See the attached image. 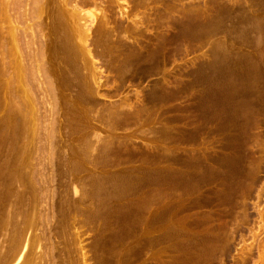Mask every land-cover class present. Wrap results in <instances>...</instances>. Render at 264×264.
Returning a JSON list of instances; mask_svg holds the SVG:
<instances>
[{"label": "rangeland", "instance_id": "obj_1", "mask_svg": "<svg viewBox=\"0 0 264 264\" xmlns=\"http://www.w3.org/2000/svg\"><path fill=\"white\" fill-rule=\"evenodd\" d=\"M108 1L109 0H94V4H96L95 7L94 4H91V0L90 2L89 0H0V161H3L1 160L4 158L3 153L7 151V153H10L8 155L9 158L7 157L8 159H10V164L14 165L16 162H19L18 159H20L21 163L17 164V166L19 167L21 173H24L22 175L24 176L23 178L25 179L26 177L25 180L22 178V180L24 181L23 186L25 188L23 186L22 187L26 190L25 195L23 196L24 202H20L21 206L19 205V203L14 204V207H17V209H14L12 206L13 210H11V213L16 210L19 211V220L16 218V211L12 213L13 215L11 214V223L7 224L4 212L5 210L3 207V198H1L2 205L0 204V216H2L1 218L4 217V220L2 219L3 222H0L1 224H4V221H6L5 224L7 226L9 225V228L7 229L5 226L0 225L1 229L3 226V228H6L8 230L6 231L5 229L6 235L2 230H0V235H2L0 236V241L4 246H2L3 248H0L3 251H0V255H2V257L6 259L8 264H16V258L20 254L22 244L24 243V240H27L29 249L28 251L26 250V252L28 253H25L27 257H24V262L26 261L27 263V261H32L31 264H35V262L36 264H82L84 255H86V260L83 261V264H218L220 259L222 260V262L220 261L219 264H256V262L257 264L259 262L261 264L262 261H260L258 256L256 255L260 254V247H264V0H182V2L181 0H123V2H126L128 4L130 3L128 11L129 18L133 17L131 19L134 20V16H136V14L138 15V20L136 19L135 21L136 25L138 24V21L141 22L138 24L141 25L140 28L138 27V25L134 28L132 27L135 25L134 23V25H131V22H133V20L128 21V18H126L125 20V17H119V15L121 14V10H123V8L127 6L122 2V0H111L110 2ZM113 2L118 3L119 6L113 4ZM109 3H111L112 5ZM60 7L63 8L61 9ZM73 7L77 9V13L72 11ZM194 7L196 11L194 10ZM56 9H58L57 12H55ZM93 9L96 10L97 13ZM90 10H93L91 12L96 13L98 17L96 18L95 16V20L93 21L94 25L92 24L91 26L92 29L90 31L91 35L89 38V48L91 47L92 49L91 52L92 56L94 57H92V59H96L97 57L98 58L96 59V62L88 58V64L85 63L87 65L86 67H90L91 65L92 68L90 67L89 70L85 67L89 71H86L85 69L84 73L85 65H82L83 67L80 66L79 71L82 76L84 75V77L86 78L90 77V71L92 69V74H94L96 69L93 68V66L95 67L96 65V68L100 71L97 70L98 73L96 72L97 74L94 75H97L96 77H98L102 74L99 77L102 82H100V87L98 89L99 93H102V95H99L98 93L91 94L92 96H83L82 98H80L77 93V88L74 85L71 86L66 81V72L64 67L66 65H70L72 62H79L78 65H80L81 63H83V61L85 62L87 58H85V60H82L84 59V56H82L83 53L81 54V56H77L78 54H76L78 60L76 59V57H72V54H69L67 50L64 49V41L66 40V38H69L70 34H72V36L74 37L77 36L76 31H74L76 26H84V24L86 23L87 26L90 25V18L89 16H86L89 14ZM169 11L172 13H170ZM53 12H55L54 14L56 15H53ZM68 12H71L72 14H70L69 16ZM221 13L224 14L222 15ZM228 13L229 16H225L228 15ZM102 14L105 17V20H103L104 17ZM207 14L211 17H209ZM57 16L60 18H58ZM62 17L64 18V20H62ZM211 19L217 20V24H219L215 25V20ZM52 20H54V22H52ZM224 20L227 21L225 22ZM105 22L107 23V26L110 25V29L107 26L105 27H107L109 30H111L112 28L110 32H112L113 30V32H117L114 35L112 33V38L114 40L104 38V41L101 40V43H99L98 46L93 41V39H95L96 37L95 30L97 28H101ZM206 22L209 23L207 24ZM237 22L238 24L243 23L242 26L240 24L238 25ZM246 22H252L251 26L249 25V23H247V25H244V23ZM226 23L227 25L230 24L228 25L229 27L226 25ZM111 25L115 27H112ZM225 26L228 29H225ZM220 27L222 30L220 29ZM241 27L244 29H242ZM116 28L118 29L116 30ZM211 28L213 32H211ZM213 28H215L216 31ZM240 28V31L243 30L245 32L242 31L241 34V32L238 30ZM258 28L260 29L262 35L259 34L260 32ZM122 29L126 32L131 31L132 33H123ZM136 29H138V31ZM231 30L232 33L235 34L236 31L237 33L240 32L239 34L241 37H237V35L239 36V34H234L233 36ZM68 31L70 33H68ZM224 31H226V34L224 33ZM207 32H210V35H208L207 37H213L212 34L214 32L216 34L220 33L221 35H216L214 33L215 39H213L214 37H210L211 39H213L212 42L210 41V38H207L205 36L206 34H208ZM122 33L128 35L127 40L129 42L126 40L127 36H125V38L124 36L121 37ZM249 33H252L255 37L252 34L250 36ZM65 34L69 36H66L65 38ZM118 34H121V36H119L121 37V39L118 37ZM223 35H225L223 38L224 40L222 39ZM231 35L234 37V40ZM113 36H115L116 38ZM252 36L256 41V46L258 47H255V41L253 40ZM214 40L216 41V43H218V41L222 42L223 40L222 43H224V45H222L226 48H224L223 46L220 48L221 42L218 46V44H215ZM237 40H239L240 42ZM109 41L110 47L108 45ZM209 41L210 43H213V46L212 43H209ZM228 42L230 44L233 42L232 46H229L230 44ZM246 42L249 45L245 44ZM102 45L104 46V48L108 46V49H110L102 50ZM137 45L141 48L137 47ZM238 45H240L241 47ZM246 45L248 47H246ZM113 46L115 49L113 48ZM215 46L217 48H214ZM230 47L232 49H230ZM237 47L238 49L241 48V50L244 51L242 55L241 50H236ZM100 48L103 52H105V50L106 52L103 53L101 50H99ZM211 48L213 50H211ZM218 48H220V50L222 51H220ZM228 48L232 50V55H230L231 52ZM257 48L260 49L257 51L258 53H260L259 55L255 51ZM184 49H187V51H184ZM214 49L217 50L215 51ZM223 49H227V51H229V54L227 53V51L223 52ZM233 49L236 50V54ZM210 51L215 52L209 54ZM239 51L241 52L240 54L238 53ZM113 53L114 55H112ZM215 53L217 57L214 56ZM223 53H225L224 58ZM233 53L238 58H235ZM252 53H255V55H252ZM240 55L241 58H239ZM105 57L107 58V60ZM212 58H214L215 61ZM79 59H81L82 61H79ZM243 59H245V63ZM250 60L251 62H249ZM58 61L61 63L59 64ZM88 61H93L94 65L92 62L91 64H89ZM208 61L210 63H208ZM248 63L250 65H248ZM256 64V68H258L257 70L259 71H257L255 68ZM126 66L127 69L130 67L128 71H126ZM123 67L125 68V71L123 70ZM254 68L255 71L253 70ZM48 70L50 71L47 72ZM42 71L44 73L46 71V73H48L49 75L52 73V76H50L52 77V80L48 78L49 75L47 74L46 75L49 80L47 78L44 79L45 77L43 76L44 73H42ZM253 71L255 72V75H252ZM248 74L252 75L253 78L257 75L253 79L255 85L250 82L252 81V76ZM244 75L247 77V79ZM257 77L261 79V81H258ZM90 78H87V80L89 81ZM232 78L234 81L230 80ZM248 78L250 79L248 80ZM45 80H48L49 83H47L48 81L44 82ZM226 80H228V82ZM256 80L258 83L262 82L259 83L260 86L258 83H256ZM45 83L48 86L49 84L50 86L53 84L52 88L54 89H52L50 86L49 89V87L46 86ZM7 84H11L12 88H8V86L10 85ZM63 84L65 85V88ZM233 84H236V86L238 87ZM254 86L255 89L253 88ZM261 90L263 92H261ZM229 91L234 92L230 93ZM255 92H258L259 94H255ZM53 95L54 97H52ZM50 97H52L53 100ZM241 97H243V99ZM54 98L57 100L55 105L57 107V111L55 110L54 106V101H56L54 100ZM260 99L262 100V103ZM241 101H243L245 105ZM73 102L74 107L72 109H69L71 108V106L69 107L68 105L73 104ZM89 103H91V105H93L94 107H90L91 105L89 106ZM80 104L82 105V107L80 106ZM85 104H88V106L90 107V111L86 109L88 107ZM119 105L122 109L118 108ZM107 106L109 107L106 109ZM114 106H116V108ZM131 106L132 110H129L130 108L128 107ZM19 108L21 109V112L19 111ZM74 108H77L78 111ZM78 108L81 110H79ZM112 108H114L116 111L114 109L112 110ZM255 108H257L258 110ZM93 109H95V111L97 110L96 114ZM247 109H249V112L247 111ZM102 110H106V113ZM72 111L74 113H72ZM239 112H241L240 114L243 117H241ZM246 112L249 114L246 115ZM254 112H256L257 114ZM26 114L32 115L31 117L33 118H29ZM76 114L77 116H75ZM113 114L115 115V117L113 116ZM88 115L91 116L88 117ZM252 115L257 119L252 117ZM24 116L26 118L28 117V119H21L22 117L24 118ZM78 116L79 118H77ZM106 116L107 119L109 118L107 121ZM247 117L250 118L248 119ZM9 118L10 120L13 119V121L10 122ZM69 118L72 120V122L71 120H68ZM101 119L104 121H101ZM90 120L94 121L91 122ZM23 121L26 122L24 123ZM95 121L97 123H95ZM108 121L110 122V124ZM98 123L101 126L98 125ZM104 123L105 125H102ZM30 124H33L34 126L32 125L31 127ZM21 125L25 126L26 128ZM20 126L21 128H19ZM30 127H35L33 128V131H35L36 133L29 132L30 130L28 129H30ZM21 131L22 135L20 133ZM94 131L95 133H93ZM19 135L21 136V139ZM17 139L20 141H18ZM100 139H105V141L107 142L101 141L102 143H99ZM157 139L160 140L158 141ZM15 144L16 146H14ZM89 145L96 148L97 151L95 150V152H90ZM7 146L9 148L8 150L10 151L6 149ZM154 147L156 148V150L153 149ZM80 148H84L85 156L77 152ZM171 149L174 152L171 151ZM245 149H247L246 152ZM169 151H171L170 153L173 154H170ZM167 152L169 155L166 154ZM87 153H94L93 159H91V155V157L89 155H86ZM98 153H100V157ZM11 154H13L14 156ZM249 154H252L251 157ZM30 157H32V160H30ZM12 158L14 161L12 160ZM243 158H245V160ZM90 159L91 163L88 162V160ZM215 159L217 160V162L215 161ZM249 159L251 162L249 161ZM168 160L170 162H168ZM33 162H37V166L35 165L36 168L35 166H33ZM158 162L161 163L159 164ZM218 162H220L219 164L221 165H219ZM1 163L3 164L5 162H0V172L2 173L6 169L4 167V165L6 166V164L1 165ZM92 163H98L96 165V169L92 167ZM247 163L248 166L251 167V169L248 168ZM249 163L252 164L249 165ZM73 164L76 165L74 166V169H72ZM214 164L216 166L218 165V167H220L223 172L220 169L218 170V167H216ZM19 165H22V167H20ZM101 165L104 166V169L103 166L100 167ZM105 166H107L108 168ZM169 166L173 168L171 169ZM18 167L15 168L12 166L9 171L10 174L13 175L14 172V174L19 177L21 173L18 171ZM76 168L77 170H79L73 171L76 170ZM68 169L72 171L70 172ZM81 169H83V172H80ZM84 169H88L87 172H84ZM188 169L190 170L187 171ZM250 172L251 175H249ZM31 173L33 174V181H31L30 179ZM69 175H71L72 178ZM90 175H93L94 177H91ZM68 179H71V181H69ZM73 179L80 183L81 179L82 181H84L82 183H86L87 185H79V183L77 184V182H74ZM245 179L249 181L247 182L248 184L245 182ZM92 180L95 183L91 182ZM66 184V188L68 190L65 188ZM72 184H74V186H72ZM85 186L88 187L83 190V187ZM89 186L92 187L90 188ZM74 187L77 188L76 194L73 193ZM102 187L103 189H101ZM53 188H55L56 190H53ZM134 188L136 191L134 190ZM241 188L243 190H238ZM90 189L93 190L91 191ZM172 189H174L175 191H171ZM176 189H181V193L179 195V191L177 193ZM185 189L188 190V195L190 196H187L189 199H186L184 191ZM94 190H96L97 192H99L100 190L101 192L92 193ZM239 191H241V193L244 191L245 193H242L243 195H241ZM53 192H56V194H54ZM108 192H110V194ZM79 193L80 195H86L85 197L83 196V202H81V200L79 199L81 197L80 195V197L78 198ZM114 193L116 194L115 196H118L115 197L113 195ZM148 193H150V195ZM93 194H96L98 196L96 197L98 198V200L103 199L102 201L104 202H101L107 207L111 208H107L105 205V208H103V204L96 198L95 199L97 201L94 199V197H92ZM102 194L107 195L104 197ZM142 194L143 196H141ZM99 195L101 197H99ZM146 195L148 197H146ZM76 197L80 201L76 199ZM90 197L93 199V201L91 200L92 203L88 201ZM106 197L109 198V202L107 201ZM138 197H140L141 199ZM236 198L240 199H238L239 202L236 200ZM124 199H127L128 201H122ZM184 199L187 200L188 203ZM25 200H27L26 202L29 201V204H26ZM87 201L89 204H92L91 206L93 207H90L89 204L85 205ZM235 201L238 203H236ZM240 201H242L243 203H241ZM83 203L84 205H82ZM186 203L189 204V214L187 215V219L185 218V212H183L185 211ZM33 204L35 205V208H33ZM75 204H77L78 206ZM79 204L82 205V207L85 206V208L83 207L85 210H83V208ZM25 205L26 207H28V210L25 208ZM31 206H33V210L31 209ZM219 206L221 207L219 208ZM49 207H53V211L51 210L52 212L50 211L51 208ZM94 207L96 208V211L94 210ZM201 207L204 208V210ZM206 207L207 209L210 208L209 210H211V212L205 209ZM240 207L242 208V211ZM59 209L60 211H62V213L58 212ZM234 209H239L240 211L236 210V212ZM63 210H65V216H63ZM132 210H134L132 213L135 214V216L132 215ZM28 211L31 213H29ZM87 211H89L90 213H88ZM53 212H55L54 214L56 216H54ZM70 212H74V215ZM33 213L34 215H32ZM145 213H147V215ZM182 213L184 214L183 216ZM14 214L16 215L15 218ZM25 214L27 215V218H25ZM77 214L79 215V219H77V217L75 216ZM60 215H62V219H60ZM72 215L76 217L75 221L71 219L73 218ZM141 215L144 217L141 218ZM181 216L182 218H184L182 219ZM235 216L236 219L234 218ZM54 217L56 218V220H54ZM64 217L66 220L64 219ZM32 218L33 222L30 221ZM140 218L142 221L140 220ZM144 218L146 221L144 220ZM228 218L231 219L232 223L229 222L230 219ZM233 218L235 220H233ZM224 219L226 220V222H223ZM167 220L169 221L168 223ZM184 220L186 222L188 221V223L184 222ZM170 221L172 224L175 223L174 225H172L173 227L171 226ZM26 222L28 223L26 224ZM142 222L144 224H142ZM139 223H141L143 227L142 225H139ZM156 223L158 225H156ZM225 223L226 226L224 225ZM235 224H237L236 228L234 227ZM105 225L106 227H104ZM227 225H230V227H228ZM63 226H65L66 228L62 231ZM109 226L112 227L109 229ZM10 228L13 229L11 230ZM140 228L142 229L143 234L141 232L139 233V231H141ZM228 228L231 229V232ZM100 231H102L103 233H101ZM163 231L164 233H162ZM227 231L230 233L227 234ZM232 231L233 234H231ZM10 234L12 235L10 236ZM14 234L16 237L14 236ZM230 234L232 235V237H230ZM180 236L182 237L180 238ZM253 236H255V238L257 237L256 240ZM127 237L129 240L127 239ZM167 237L171 238L169 239ZM213 237L219 238L221 239V241L217 244L210 242L208 244H204L203 246L195 245V241H197V239L204 238L211 240V238ZM224 237H226L227 239H223ZM165 238H167V241L165 240ZM183 238L184 240H182ZM228 238H234V240L231 239V241H229L230 239ZM240 238H242V241ZM252 238L255 240H253L255 242H253L254 244L251 242ZM260 239H262L263 241ZM125 240H127V242H125ZM256 241L258 242L256 243ZM260 241L263 243L262 246H260L261 244H259ZM1 242L0 247L2 245ZM20 242L21 244H18ZM4 243H6L7 247L11 250H9L8 248L6 250V244ZM247 243L251 245L253 244L252 246L250 245V247L253 248L250 249L249 244ZM8 245H10L12 248L14 247V251ZM163 245L166 246L163 247ZM254 245H256V248L259 249H256ZM78 246H81L80 249ZM120 247L123 249H121ZM153 247H156V249H154L155 251H152ZM246 247L247 249L251 250V253L247 251ZM15 249L17 253L15 255H12V252L15 253ZM8 251L9 253H11L9 254L10 256L8 255L9 258L6 257ZM158 251L161 253V256L159 255ZM165 251L166 253L168 251V253L166 254ZM242 252L244 254L247 253L245 255L246 258L245 256L242 257L243 254H240ZM262 252L261 255H263ZM151 253H153L155 256ZM3 254L5 257L3 256ZM51 255L53 257H51ZM157 255L160 258L157 257ZM218 255H222L223 259L222 256L220 258ZM239 255L242 259L239 258ZM10 257L12 260H10L9 262L7 258L10 259ZM216 260H218V262ZM253 260L256 262H254ZM4 261L5 260L3 259V262ZM7 262L3 264H7Z\"/></svg>", "mask_w": 264, "mask_h": 264}, {"label": "bare ground", "instance_id": "obj_2", "mask_svg": "<svg viewBox=\"0 0 264 264\" xmlns=\"http://www.w3.org/2000/svg\"><path fill=\"white\" fill-rule=\"evenodd\" d=\"M32 1H33V0H32ZM66 1H68V0H66ZM91 1L93 2V3L91 2V4H94V0H91ZM110 1H111V0H109L108 2H110ZM112 1H117V0H112ZM119 1H121V0H119ZM124 1H125V0H124ZM143 1H145V0H143ZM174 1H175V0H174ZM179 1H180V0H179ZM51 2H52V1H51ZM53 2H54V1H53ZM69 2H70V1H69ZM89 2H90V0H89ZM108 2H107V3H108ZM122 2H123V0H122ZM127 2H128V1H127ZM151 2H153V1H151ZM181 2H182V0H181ZM230 2H231V1H230ZM95 3H96V2H95ZM123 3H125V5H127V6L124 7L123 10H121V12H120L121 14L119 15V17H120V16H121V18L125 17V20H126V18H128V19H129L128 21H132L133 19H131V18H133V17H130V18H129V16H128V14H129V13H128V11H129V4H130V3H129V4L126 3V2H123ZM141 3H142V2H141ZM61 4H62V3H61ZM78 4H79V3H78ZM87 4H88V3H87ZM109 4H111V3H109ZM113 4L118 5V3H115V2H113ZM151 4H152V3H151ZM153 4H154V3H153ZM179 4H180V2H179ZM181 4H182V3H181ZM79 5H80V4H79ZM81 5H82V3H81ZM94 5H95V7H96V4H94ZM111 5H112V4H111ZM177 5H178V3H177ZM183 5H184V4H183ZM8 6H9V5H8ZM55 6H56V5H55ZM61 6H63V5H61ZM118 6H119V5H118ZM144 6H145V5H144ZM192 6H193V5H192ZM41 7H42V6H41ZM41 7H40V8H41ZM52 7H53V6H52ZM120 7H121V6H120ZM122 7H123V6H122ZM156 7H157V6H156ZM60 8H61V7H60ZM62 8H63V7H62ZM62 8H61V9H62ZM101 8H102V7H101ZM168 8H169V7H168ZM170 8H171V7H170ZM190 8H191V7H190ZM121 9H122V8H121ZM149 9H150V6H149ZM93 10H94V9H93ZM93 10H90V12L88 11L89 14L86 15V16H89V18H90V19L88 18V19L90 20V21H89V22H90V23H89V24H90L89 26L86 25L87 23H86V24L83 23L84 26H81V25H80V26H76V28H75L74 31H76V35H77L78 37H77V36L74 37V36H72V34H70V36L67 35V34H65V38H66V36H67V37L69 36V38H66V40L64 41V44H65V48H64V49L67 50V52H68L69 54H72V57H73V56H74V58L76 57V59L78 58L77 56H81L82 53H83L82 56H84V59H82V60H85V58H87L85 62L83 61L84 64L81 63L80 65H78L79 62H78V63H77V62H76V63H75V62H72V63L70 62V63H71L70 65H66V66L64 67L65 72H66V74H65V75H66V76H65L66 81H67L68 84H70L71 86L74 85V86L77 88V93H78V96H80V98H82L83 96H84V97H88V96H90L91 94H98V93H99L98 89H99V87H100V82H102V81L99 79V77H100L102 74H101L100 76H98V77H96L97 75H96V76L94 75V74H97V73H98L97 70H99V69L96 68V65H95V67L93 66V68L96 69L95 72H94V74H92L93 71H92V69H91L90 73H91L92 75L89 74L91 78H90V77H87V78H90L89 81L87 80L86 77H84V75L82 76V74H81L80 71H79L80 66H82V65H85V66H84V73H85V69H86V68H88V69L90 70V67H91V65H90V67H89V66L86 67V66H87L86 64H88V63H87L88 58L92 59V57H93V56H92V52H91L92 49H91V47L89 48V45H90L89 38H90V35H91V32H90L91 29H92L91 26H92V24L94 23L93 21L95 20L94 18H95V16H96V18L98 17L97 14H96V13H97L96 10H94V11H96V13L91 12V11H93ZM194 10H195V7H194ZM50 11H51V10H50ZM57 11H58V9H56L55 12H57ZM66 11H67V10H66ZM72 11H73V12H76V13L78 12L77 9H76L75 7L72 8ZM119 11H120V10H119ZM166 11H167V10H166ZM176 11H177V9H176ZM176 11H175V12H176ZM183 11H184V10H183ZM195 11H196V10H195ZM198 11H199V10H198ZM55 12H53V15H56V14H54ZM63 12H64V11H63ZM98 12H99V11H98ZM169 12H170V11H169ZM184 12H185V11H184ZM186 12H188V11H186ZM191 12H193V11H191ZM223 12H224V11H223ZM227 12H228V11H227ZM61 13H62V12H61ZM68 13H69V12H68ZM93 13H94V14H93ZM170 13H172V12H170ZM179 13H180V12H179ZM179 13H178V14H179ZM70 14H72V13L70 12V13H69V16H70ZM95 14H96V15H95ZM103 14H104V13H103ZM103 14H102V15H103ZM175 14H176V13H175ZM210 14H211V13H210ZM221 14L223 15L224 13H221ZM8 15H9V14H8ZM51 15H52V14H51ZM67 15H68V14H67ZM76 15H77V14H76ZM180 15H181V14H180ZM184 15H185V13H184ZM189 15H190V13H189ZM204 15H205V14H204ZM207 15H208V14H207ZM230 15H231V14H230ZM73 16H74V15H73ZM78 16H79V15H78ZM78 16H77V17H78ZM127 16H128V17H127ZM136 16H137V18H136ZM136 16H134L135 19L133 20V22H131V25H132L133 23L135 24V25L133 24V25H134V26H132L133 28H134L135 26H137L139 23H141L140 21H138V24L136 25V21H135V20H136V19L138 20V15L136 14ZM208 16L211 17L210 15H208ZM225 16H229V13H228V15H225ZM52 17H55V16H52ZM57 17H58V16H57ZM57 17H56V18H57ZM79 17H80V16H79ZM79 17H78V18H79ZM84 17H85V16H84ZM101 17H102V16H101ZM103 17H104V15H103ZM209 17H207V18H209ZM220 17H221V16H220ZM248 17H249V16H248ZM248 17H246V18H248ZM58 18H60V17H58ZM71 18H72V17H71ZM82 18H83V17H82ZM106 18H107V17H106ZM205 18H206V17H205ZM226 18H227V17H226ZM231 18H232V17H231ZM67 19H68V18H67ZM79 19H80V18H79ZM183 19H184V18H183ZM187 19H189V18H187ZM220 19H221V18H220ZM220 19H219V20H220ZM232 19H233V18H232ZM234 19H235V18H234ZM62 20H64L63 17H62ZM103 20H105V17H104ZM103 20H102V21H103ZM173 20H174V19H173ZM208 20H209V19H208ZM208 20H207V21H208ZM211 20H215V19H211ZM211 20H210V21H211ZM228 20H229V19H228ZM246 20H247V19H246ZM246 20H245V21H246ZM68 21H69V20H68ZM82 21H83V20H82ZM134 21H135V22H134ZM175 21H176V20H175ZM222 21H223V20H222ZM224 21H225V20H224ZM226 21H227V20H226ZM226 21H225V22H226ZM236 21H237V20H236ZM242 21H243V20H242ZM248 21H249V20H248ZM14 22H15V21H14ZM52 22H54V20H52ZM60 22H62V21H60ZM69 22H70V21H69ZM213 22H214V21H213ZM219 22H221V21H219ZM225 22H223V23H225ZM230 22H232V21H230ZM230 22H229V23H230ZM62 23H64V22H62ZM67 23H68V22H67ZM67 23H66V24H67ZM206 23H207V22H206ZM208 23H209V22H208ZM208 23H207V24H208ZM215 23H216L215 25H218V24H219V23L217 24V20H215ZM235 23H236V22H235ZM247 23H249V22L244 23V25H245V24L247 25ZM251 23H252V22H251ZM251 23H249L250 26H251ZM66 24H65V25H66ZM83 24H82V25H83ZM106 24H107V23L105 22L101 28H97V26H96L97 29L94 28V29H96V30H95L96 37H95V39H93V41H94L97 45H98L99 43H101V40L104 41V38H109V39L114 40V39L112 38V33H113V35H114L117 31H116V32H113V31H114V30H113L112 32H110V31L112 30V28H111V30H109V29H110V25L107 26ZM118 24H119V23H118ZM231 24H233V23H231ZM237 24H238V22H237ZM239 24L242 26L243 23H242V24L239 23ZM239 24H238V25H239ZM67 25H68V24H67ZM93 25H94V24H93ZM100 25H102V24H100ZM120 25H121V24H120ZM131 25H130V30H131ZM213 25H214V23H213ZM226 25H227V23H226ZM228 25H230V24H228ZM228 25H227V26H228ZM234 25H235V24H234ZM234 25H233V26H234ZM105 26H107L109 29H108L107 27H105ZM111 26H112V25H111ZM125 26H126V25H125ZM140 26H141V25H138L139 28H140ZM142 26H143V25H142ZM208 26H209V25H208ZM233 26H232V27H233ZM254 26H255V25H254ZM257 26H258V25H257ZM99 27H100V26H99ZM112 27H115V26H112ZM119 27H120V26H119ZM126 27H127V26H126ZM210 27H211V26H210ZM213 27H214V26H213ZM216 27H217V26H216ZM225 27H226V26H225ZM228 27H229V26H228ZM232 27H230V28H232ZM236 27H237V26H236ZM238 27H239V26H238ZM252 27H253V26H252ZM136 28H137V27H136ZM139 28H138V29H139ZM222 28H223V27H222ZM230 28H229V29H230ZM241 28H242V27H241ZM241 28L238 29V30L240 31ZM249 28H250V27H249ZM117 29H118V28H116V30H117ZM138 29H136V30L138 31ZM213 29H215V28H213ZM220 29H221V27H220ZM225 29H228V28L226 27ZM234 29H235V28H234ZM242 29H244V28H242ZM258 29H259V28H258ZM141 30H142V28H141ZM203 30H204V29H203ZM211 30H212V28H211ZM217 30H218V29H217ZM221 30H222V29H221ZM92 31H93V30H92ZM122 31H123V29H122ZM134 31H135V30H134ZM205 31H207V30H205ZM215 31H216V29H215ZM226 31H227V30H226ZM226 31H224V33H225ZM242 31H243V30H242ZM242 31H240L241 34H242ZM246 31H248V30H246ZM93 32H94V31H93ZM124 32H126V31L124 30L123 33H124ZM130 32H131V31L126 32V33L130 34ZM150 32H151V31H150ZM211 32H213V30H212ZM219 32H220V31H219ZM222 32H223V31H222ZM234 32H235V31H234ZM240 32H239V33H240ZM243 32H245V31H243ZM259 32H260V29H259ZM66 33H67V32H66ZM68 33H70V32L68 31ZM118 33H119V31H118ZM120 33H121V30H120ZM123 33H122V36H121V34H120V35L118 34V37H119V36H121V37L124 36V38H125V36H127V38H126V40H127V39H128V35H125V34H123ZM131 33H132V32H131ZM145 33H146V32H145ZM198 33H199V32H198ZM205 33H206V32H205ZM207 33H208V32H207ZM209 33H210V32H209ZM209 33L206 34L205 36L207 37L208 35H210ZM214 33H215V32H214ZM214 33L212 34L214 38H213L212 36H209V37H207V38L212 37L213 39H215ZM231 33H232V30H231ZM239 33H237V31H236V34H239ZM252 33H253V32H252ZM252 33H249L250 36H251ZM215 34H216V33H215ZM217 34H220V33H217ZM217 34H216V35H217ZM225 34H226V33H225ZM234 34H235V33H232L233 36H234ZM236 34H235V35H236ZM244 34H248V33H244ZM255 34H256V33H255ZM259 34H261V32H260ZM131 35H132V34H131ZM220 35H221V34H220ZM232 35H231V36H232ZM252 35H253V34H252ZM261 35H262V34H261ZM261 35H260V36H261ZM115 36H117V35H115ZM115 36H113V37H115ZM129 36H130V35H129ZM133 36H134V34H133ZM133 36H132V37H133ZM137 36H138V35H137ZM224 36H225V35H223L222 39L224 38ZM233 36H232V37H233ZM253 36H254V35H253ZM253 36H252V37H253ZM121 37H119V38L121 39ZM138 37H139V36H138ZM216 37H217V36H216ZM237 37L240 38V37H241L240 34H239V36L237 35ZM242 37H244V36H242ZM246 37H247V36H246ZM252 37H251V38H252ZM254 37H255V36H254ZM254 37H253V40H254ZM71 38H72V39H71ZM115 38H116V37H115ZM141 38H142V37H141ZM217 38H218V37H217ZM217 38H216V40H217ZM248 38H249V37H248ZM14 39H15V38H14ZM129 39H130V38H129ZM132 39H133V38H132ZM134 39H135V38H134ZM210 39H211V38H210ZM213 39H211L210 41H212ZM219 39H220V38H219ZM219 39H218V40H219ZM229 39H230V38H229ZM235 39H237V38H235ZM241 39H242V38H241ZM243 39H244V38H243ZM246 39H247V38H246ZM246 39H245V40H246ZM12 40H13V39H12ZM105 40H106V39H105ZM107 40H108V39H107ZM118 40H119V39H118ZM206 40H208V39H206ZM223 40H224V39H223ZM223 40H222V42H223ZM233 40H234V37H233ZM233 40H232V41H233ZM239 40H240V39H239ZM239 40H237V41H239ZM247 40H248V39H247ZM247 40H246V41H247ZM249 40H250V38H249ZM13 41H14V40H13ZM119 41H120V40H119ZM119 41H118V43H119ZM127 41H128V40H127ZM204 41H205V39H204ZM210 41H209V43H210ZM214 41H215V40H214ZM250 41H251V40H250ZM254 41H255V40H254ZM254 41H253V42H254ZM105 42H108V41H105ZM128 42H129V41H128ZM130 42H131V41H130ZM212 42H213V41H212ZM212 42H211V43H212ZM220 42H221V41H218V43H216V41H215V44H218V46H219V43H220ZM222 42H221V44H220V45H221L220 48L224 45V43H222ZM224 42H225V41H224ZM230 42H231V41H230ZM239 42H240V41H239ZM244 42H245V41H244ZM247 42H248V41H247ZM247 42H246L245 44L249 45ZM137 43H138V42H137ZM211 43H210V44H211ZM228 43H229V42H228ZM241 43H242V42H241ZM249 43H250V42H249ZM255 43H256V41L254 42V44H255ZM64 44H63V46H64ZM91 44H92V41H91ZM222 44H223V45H222ZM229 44H230V43H229ZM232 44H233V42H232L229 46H232ZM238 44H239V43H238ZM242 44H243V43H242ZM93 45H94V44H93ZM108 45H109V47H110V41H109ZM135 45H136V44H135ZM225 45H226V44H225ZM240 45H241V44H240ZM240 45H238V46H240ZM247 45H246V47H248ZM16 46H17V45H16ZM98 46H99V45H98ZM98 46H97V48H98ZM102 46H103V45H102ZM212 46H213V43H212ZM212 46H211V47H212ZM229 46H227V47H229ZM235 46H237V45H235ZM127 47H128V46H127ZM137 47H140V46L137 45ZM186 47H187V46H186ZM186 47H185V48H186ZM223 47H224V46H223ZM233 47H234V46H233ZM240 47H241V46H240ZM242 47H243V46H242ZM255 47H258V46H256V44H255ZM93 48H94V47H93ZM113 48H114V46H113ZM121 48H122V47H121ZM130 48H131V47H130ZM140 48H141V47H140ZM214 48H217V47L215 46ZM220 48H218V49L220 50ZM224 48H226V47H224ZM104 49L109 50L110 48L108 49V46H106V48H104V46H103V49H102V50H104ZM114 49H115V48H114ZM128 49H129V48H128ZM208 49H209V48H208ZM228 49H229V48H228ZM230 49H232V48L230 47ZM230 49H229V50H230ZM97 50H98V49H97ZM99 50H101V48H100ZM102 50H101V51H102ZM211 50H213V49L211 48ZM214 50H215V49H214ZM216 50H217V49H216ZM216 50H215V51H216ZM233 50H234V49H233ZM236 50H237V51H238V50H241V48L238 49V47H237ZM236 50H234V51H235V54H236ZM258 50H260V49L257 48L255 51L257 52ZM121 51H122V50H121ZM129 51H130V50H129ZM133 51H135V50H133ZM184 51H187V49H184ZM215 51H214V52H215ZM220 51H222V50H220ZM225 51H227V49H226V50L223 49V52H225ZM234 51H233V52H234ZM102 52H103V51H102ZM105 52H106V50H105ZM105 52H103V53H105ZM111 52H113V51H111ZM111 52H110V53H111ZM117 52H118V51H117ZM137 52H138V51H137ZM212 52H213V51H212ZM212 52L210 51L209 54H210V53L212 54ZM214 52H213V53H214ZM228 52H229V51H227V53H228ZM230 52H231L230 55H232V50H230ZM241 52H242V53H241ZM241 52L239 51L238 53H239V54L241 53V55H242L244 51L241 50ZM250 52H252V51H250ZM114 53H116V52H114ZM114 53H113L112 55H114ZM202 53H203V52H202ZM202 53H201V54H202ZM218 53H219V52H218ZM227 53H226V54H227ZM69 54H68V55H69ZM76 54H78V55L76 56ZM79 54H80V55H79ZM101 54H102V53H101ZM101 54H100V55H101ZM132 54H133V53H132ZM207 54H208V52H207ZM224 54H225V53H223V58H224ZM228 54H229V53H228ZM233 54H234V53H233ZM235 54H234V56H235ZM257 54L259 55L260 53L257 52ZM257 54H256V55H257ZM103 55H104V54H103ZM120 55H121V53H120ZM204 55H205V54H204ZM218 55H219V54H218ZM221 55H222V54H221ZM241 55H240L239 58H241ZM249 55H251V54H249ZM249 55H248V57H249ZM252 55H255V53H254V54L252 53ZM85 56H88V57H85ZM108 56H109V55H108ZM201 56H202V55H201ZM207 56H208V55H207ZM207 56H206V57H207ZM214 56H216V53L214 54ZM228 56H229V55H228ZM95 57H96V55H95ZM109 57H110V56H109ZM130 57H131V56H130ZM216 57H217V56H216ZM216 57H215V58H216ZM225 57H226V56H225ZM232 57H233V56H232ZM236 57H237V56H235V58H236ZM243 57H244V55H243ZM250 57H251V56H250ZM259 57H260V56H259ZM262 57H263V56H262ZM81 58H82V57H81ZM93 58H94V57H93ZM97 58H98V57H97ZM97 58H96V59H97ZM105 58H106V57H105ZM198 58H199V57H198ZM210 58H211V57H210ZM219 58H220V57H219ZM219 58H218V59H219ZM223 58H221V59H223ZM229 58H230V57H229ZM233 58H234V57H233ZM235 58H234V59H235ZM237 58H238V57H237ZM260 58H261V57H260ZM70 59H71V58H70ZM96 59H92V60H94V62H96ZM101 59H102V58H101ZM101 59H100V60H101ZM201 59H202V58H201ZM212 59L214 60V58H212ZM245 59H246V57H245ZM245 59H243V60H244V63H245ZM247 59H248V58H247ZM254 59H255V58H254ZM77 60H78V59H77ZM77 60H76V61H77ZM80 60H81V59H79V61H80ZM82 60H81V61H82ZM106 60H107V58H106ZM106 60H105V61H106ZM208 60H209V59H208ZM230 60H231V59H230ZM239 60H240V59H239ZM251 60H252V58H251ZM251 60H250L249 62H251ZM89 61H90V60H89ZM89 61H88V62H89ZM98 61H99V60H98ZM108 61H109V60H108ZM118 61H119V60H118ZM206 61H207V59H206ZM211 61H212V60H211ZM214 61H215V60H214ZM214 61H213V62H214ZM216 61H218V60H216ZM224 61H225V60H224ZM226 61H227V59H226ZM232 61H233V59H232ZM253 61H254V60H253ZM58 62H59V61H58ZM91 62H92L93 65H94V62H93V61H91ZM91 62H89V64H91ZM114 62H115V61H114ZM114 62H113V63H114ZM123 62H124V61H123ZM123 62H122V63H123ZM219 62H220V61H219ZM60 63H61V62H59V64H60ZM85 63H86V64H85ZM104 63H105V62H104ZM108 63H109V62H108ZM111 63H112V62H111ZM208 63H210V62L208 61ZM223 63H224V62H223ZM239 63H240V61H239ZM246 63H247V62H246ZM118 64H119V63H118ZM214 64H215V63H214ZM231 64H232V63H231ZM61 65H62V64H61ZM63 65H64V64H63ZM109 65H110V64H109ZM109 65H108V67H109ZM121 65H122V64H121ZM225 65H226V63H225ZM248 65H250V64L248 63ZM248 65H247V66H248ZM259 65H260V64H259ZM259 65H258V66H259ZM254 66H255V65H254ZM56 67H57V66H56ZM61 67H62V66H61ZM82 67H83V66H82ZM85 67H86V68H85ZM105 67H106V65H105ZM124 67H125V66H124ZM124 67H123V68H124ZM244 67H245V66H244ZM256 67H257V64H256L255 68H256ZM52 68H53V66H52ZM91 68H92V67H91ZM129 68H130V67H129ZM129 68L127 69V66H126V69H127L126 71H128ZM208 68H209V67H208ZM228 68H230V67H228ZM255 68L253 69L254 71H255ZM57 69H58V68H57ZM88 69H86V71H87ZM106 69H109V68H106ZM117 69H118V68H117ZM241 69H242V68H241ZM257 69H258V68H256V70H257ZM46 70H47V69H46ZM89 70H88V71H89ZM123 70L125 71V68H124ZM215 70H216V69H215ZM217 70H218V69H217ZM231 70H232V69H231ZM235 70H236V69H235ZM49 71H50V70H48L47 72H49ZM54 71H55V70H54ZM99 71H100V70H99ZM110 71H111V70H110ZM228 71H229V70H228ZM232 71H233V70H232ZM240 71H241V70H240ZM244 71H246V70H244ZM254 71H253L254 74L252 73V75H255V72H254ZM257 71H259V70H257ZM257 71H256V72H257ZM82 72H83V71H82ZM96 72H97V73H96ZM113 72H114V71H113ZM113 72H111V73H113ZM121 72H123V71H121ZM212 72H213V71H212ZM229 72H230V71H229ZM241 72H242V71H241ZM42 73H44V72L42 71ZM58 73H59V71H58ZM115 73H116V72H115ZM117 73H118V72H117ZM257 73H259V72H257ZM12 74H13V73H12ZM46 74L49 75V74L46 73V71H45V73L43 74V76L45 77L44 79L47 78V75H46ZM51 74H52V73H51ZM51 74H50L49 77H48L49 79L52 78V77H50V76H52ZM86 74H87V73H86ZM86 74H85V75H86ZM229 74H230V73H229ZM259 74H260V73H259ZM14 75H15V74H14ZM87 75H88V74H87ZM98 75H99V74H98ZM116 75H117V74H116ZM227 75H228V74H227ZM231 75H232V73H231ZM248 75H250V74H248ZM252 75H250V76H252ZM7 76H8V75H7ZM9 76H10V75H9ZM237 76H238V75H237ZM244 76H245V75H244ZM250 76H249V77H250ZM256 76H257V75H256ZM256 76H254V78H255ZM228 77H229V76H228ZM245 77H246V76H245ZM260 77H261V76H260ZM7 78H8V77H7ZM9 78H10V77H9ZM12 78H13V77H12ZM28 78H29V77H28ZM48 78H47V79H48ZM56 78H57V77H56ZM229 78H230V77H229ZM233 78H234V77H233ZM233 78L230 79V80L234 81ZM235 78H236V77H235ZM241 78H242V77H241ZM254 78H253V76H252V81H250V82H252V84L255 85V82H254V80H253ZM42 79H43V78H42ZM49 79H48V80H49ZM106 79H107V78H106ZM210 79H211V78H210ZM226 79H227V77H226ZM246 79H247V77H246ZM249 79H250V78H248V80H249ZM257 79H258V81H259V80L261 81V79H259L258 77H257ZM11 80H13V79H11ZM48 80H45L44 82H47ZM51 80H52V79H51ZM60 80H62V79H60ZM102 80H103V79H102ZM228 80H229V79H228ZM228 80H226V81L228 82ZM56 81H57V80H56ZM226 81H225V82H226ZM262 81H263V80H262ZM50 82H51V81H50ZM106 82H107V81H106ZM230 82H231V81H230ZM230 82H229V83H230ZM238 82H239V81H238ZM47 83H49V81H48ZM51 83H52V82H51ZM104 83H105V80H104ZM214 83H215V82H214ZM221 83H222V82H221ZM221 83H220V84H221ZM233 83H234V82H233ZM239 83H240V82H239ZM247 83H249V82H247ZM256 83H258L257 80H256ZM259 83H262V82H259ZM259 83H258V84H259ZM11 84H13V83H11ZM11 84H7V85H10V86H8V88H9V87L12 88V87H11ZM14 84H15V83H14ZM39 84H40V83H39ZM41 84H42V83H41ZM43 84H44V83H43ZM60 84H61V83H60ZM65 84H66V83H65ZM68 84H67V85H68ZM102 84H103V83H102ZM36 85H37V84H36ZM45 85L48 86L46 83H45ZM45 85H44V86H45ZM52 85H53V84H52ZM52 85L50 86V84H49V86H50L51 88L53 87ZM63 85H64V84H63ZM223 85H224V84H223ZM233 85L236 86V84H233ZM49 86H48V87H49ZM55 86H56V85H55ZM105 86H106V85H105ZM212 86H213V85H212ZM250 86H251V85H250ZM256 86H257V85H256ZM259 86H260V84H259ZM50 87H49V89H50ZM193 87H194V86H193ZM193 87H191V88H193ZM236 87H238V86H236ZM261 87H262V86H261ZM59 88H60V87H59ZM64 88H65V85H64ZM107 88H108V87H107ZM191 88H190V89H191ZM251 88H252V87H251ZM253 88L255 89V86H254ZM262 88H263V87H262ZM46 89H48V88H46ZM52 89H54V88H52ZM52 89H51V90H52ZM55 89H56V88H55ZM193 89H195V88H193ZM234 89H235V88H234ZM245 89H246V88H245ZM257 89H258V88H257ZM241 90H242V89H241ZM243 90H244V89H243ZM263 90H264V89H263ZM52 91H53V90H52ZM55 91H56V90H55ZM61 91H63V90H61ZM66 91H68V90H66ZM254 91H255V90H254ZM48 92H49V91H48ZM64 92H65V91H64ZM229 92H230V91H229ZM231 92H234V91H231ZM231 92H230V93H231ZM258 92H259V91H258ZM258 92H257V93H258ZM261 92H263V91L261 90ZM45 93H46V92H45ZM65 93H66V92H65ZM257 93L255 92V94H257ZM21 94H22V93H21ZM53 94H54V92H53ZM108 94H109V93H108ZM255 94H254V96H255ZM258 94H259V93H258ZM99 95H102V93H101V94L99 93ZM200 95H202V94H200ZM260 95H261V94H260ZM260 95H258V96H260ZM73 96H74V95H73ZM91 96H92V95H91ZM52 97H54V95H53ZM52 97H50V98L52 99ZM55 97H56V96H55ZM69 97H70V96H69ZM71 97H72V96H71ZM95 97H96V96H95ZM97 97H98V96H97ZM100 97H101V96H100ZM73 98H74V97H73ZM89 98H91V97H89ZM224 98H225V97H224ZM239 98H240V97H239ZM241 98L243 99V97H241ZM69 99H70V98H69ZM184 99H185V98H184ZM200 99H201V98H200ZM247 99H248V98H247ZM250 99H251V98H250ZM254 99H255V98H254ZM256 99H257V98H256ZM52 100H53V99H52ZM54 100H56V99L54 98ZM237 100H238V98H237ZM252 100H253V99H252ZM260 100H261V99H260ZM93 101H94V100H93ZM93 101H92V102H93ZM226 101H227V100H226ZM235 101H236V100H235ZM244 101H246V100H244ZM54 102H55V103H54V106H55L57 100L54 101ZM66 102H67V100H66ZM241 102L243 103V101H241ZM69 103H70V102H69ZM75 103H76V102H75ZM94 103H96V102H94ZM249 103H250V102H249ZM259 103H260V102H259ZM261 103H262V100H261ZM52 104H53V103H52ZM52 104H51V105H52ZM81 104H82V103H81ZM81 104H80V106L82 107L83 104H82V105H81ZM118 104H119V103H118ZM120 104H121V103H120ZM243 104L245 105V103H243ZM85 105L88 107V108L85 107L86 109H88V111H90L89 108L93 106V105H91V103H89V106L91 105L90 107L88 106V104H85ZM85 105H84V106H85ZM100 105H101V104H100ZM238 105H239V104H238ZM238 105H237V106H238ZM252 105H253V104H252ZM65 106H66V105H65ZM68 106H69V107L71 106V108H69V107H68V108H69V109H72V108L74 107V102H73V104L68 105ZM75 106H76V105H75ZM96 106H97V105H96ZM109 106H110V105H109ZM109 106H107L106 109H107ZM123 106H124V105H123ZM127 106H128V105H127ZM129 106H130V105H129ZM52 107H53V106H52ZM93 107H94V106H93ZM100 107H101V106H100ZM110 107H111V106H110ZM114 107L116 108V106H114ZM245 107H246V106H245ZM256 107H257V106H256ZM261 107H262V106H261ZM263 107H264V106H263ZM56 108H57V107L55 106V110H56ZM85 108H84V109H85ZM97 108H98V107H97ZM104 108H105V106H104ZM118 108H119V109H122V108H120V105L118 106ZM118 108H117V110H118ZM128 108H130L129 110H132V106H131V107H128ZM247 108H248V107H247ZM32 109H33V107H32ZM32 109H31V111H32ZM74 109L77 110V108H74ZM78 109H79V108H78ZM86 109H85V110H86ZM95 109H96V108H95ZM95 109H93V110L95 111ZM101 109H102V108H101ZM113 109H114V108H112V110H113ZM126 109H127V108H126ZM255 109H257V108H255ZM17 110H18V109H17ZM67 110H68V109H67ZM79 110H81V109H79ZM110 110H111V108H110ZM110 110H108V111H110ZM114 110H115V109H114ZM127 110H128V109H127ZM245 110H246V108H245ZM245 110H244V111H245ZM248 110H249V109H247V111H248ZM257 110H258V109H257ZM19 111L21 112V109H20V108H19ZM56 111H57V110H56ZM73 111H74V110H73ZM73 111H72V113L75 112V111H74V112H73ZM77 111H78V110H77ZM83 111H84V110H83ZM96 111H97V110H96ZM96 111H95V114H96ZM98 111H99V110H98ZM102 111H103V110H102ZM105 111H106V110H105ZM105 111H103V112H105ZM115 111H116V110H115ZM143 111H144V110H143ZM244 111H243V112H244ZM251 111H255V110H251ZM260 111H261V110H260ZM85 112H86V111H85ZM103 112H102V113H103ZM141 112H142V111H141ZM241 112H242V111H241ZM241 112H239V114H240ZM248 112H249V111H248ZM9 113H10V112H9ZM11 113H12V111H11ZM11 113H10V114H11ZM87 113H88V112H87ZM91 113H92V112H91ZM105 113H106V112H105ZM107 113H108V112H107ZM109 113H110V112H109ZM113 113H115V112H113ZM246 113H247V112H246ZM254 113H256V112H254ZM10 114H9V116H10ZM18 114H20V113H18ZM57 114H58V113H57ZM77 114H78V113H77ZM77 114H76L75 116H77ZM95 114H94V115H95ZM182 114H183V113H182ZM212 114H213V113H212ZM242 114H244V113H242ZM248 114H249V113H247L246 115H248ZM250 114H251V113H250ZM256 114H257V113H256ZM22 115H23V114H22ZM26 115H27L29 118L32 116V115H28V114H26ZM91 115H92V114H91ZM91 115H88V117H90ZM98 115H99V114H98ZM100 115H101V114H100ZM111 115H112V114H111ZM240 115H241V114H240ZM254 115H255V114H254ZM19 116H20V115H19ZM113 116L115 117L114 114H113ZM134 116H136V115H134ZM229 116H230V114H229ZM236 116H237V115H236ZM28 117L26 118V117L24 116V118L22 117L21 119H23V120H24L25 118L28 119ZM101 117H102V116H101ZM103 117H104V116H103ZM109 117H110V116H109ZM239 117H240V116H239ZM241 117H243V116L241 115ZM250 117H251V116H250ZM250 117H247V118L249 119ZM252 117H254V116L252 115ZM252 117H251V118H252ZM16 118H17V117H16ZM31 118H33V117H31ZM77 118H79V116H78ZM80 118H81V117H80ZM235 118H236V117H235ZM237 118H238V117H237ZM245 118H246V117H245ZM254 118H256V117H254ZM254 118H253V119H254ZM103 119H105V118H103ZM108 119H109V118H108ZM108 119H107V116H106V121H107ZM239 119H240V118H239ZM248 119H246V120H248ZM256 119H257V118H256ZM258 119H259V118H258ZM9 120H10V118H9ZM18 120H19V119H18ZM68 120H71V119L69 118ZM79 120H80V119H79ZM131 120H132V119H131ZM153 120H154V119H153ZM242 120H243V119H242ZM12 121H13V119L10 120V122H12ZM90 121H91V120H90ZM90 121H89V122H90ZM92 121H94V120H92ZM92 121H91V122H92ZM101 121H104V120L101 119ZM106 121H105V123H106ZM151 121H152V119H151ZM244 121H245V119H244ZM14 122H15V121H14ZM23 122H24V121H23ZM23 122H22V123H23ZM25 122H26V121H25ZM25 122H24V123H25ZM71 122H72V120H71ZM108 122H109V121H108ZM108 122H107V123H108ZM112 122H113V120H112ZM129 122H130V119H129ZM129 122H128V123H129ZM132 122H135V121H132ZM132 122H131V123H132ZM240 122H241V121H240ZM247 122H248V121H247ZM254 122H255V120H254ZM27 123H28V122H27ZM27 123H26V124H27ZM29 123H30V122H29ZM34 123H35V122H34ZM86 123H87V122H86ZM95 123H97V122L95 121ZM101 123H102V122H101ZM105 123L102 124V125H105ZM257 123H258V122H257ZM9 124H10V123H9ZM16 124H17V123H16ZM88 124H89V123H88ZM90 124H91V123H90ZM109 124H110V122H109ZM116 124H117V123H116ZM132 124H133V123H132ZM140 124H143V123H140ZM228 124H229V123H228ZM242 124H243V121H242ZM245 124H246V123H245ZM248 124H249V123H248ZM14 125H15V124H14ZM24 125H25V124H24ZM27 125H28V124H27ZM30 125H31V124H30ZM32 125H33V124H32ZM32 125H31V127H32ZM98 125H100V124L98 123ZM106 125H107V124H106ZM10 126H11V125H10ZM21 126H23V125H21ZM21 126H20L19 128H21ZM33 126H34V125H33ZM100 126H101V125H100ZM127 126H128V125H127ZM134 126H135V125H134ZM13 127H14V126H13ZM23 127H25V126H23ZM23 127H22V128H23ZM28 127H29V126H28ZM31 127H30V129H28V130H30L29 132H35V131H33V128H35V127H33V128H31ZM112 127H113V126H112ZM116 127H117V126H116ZM123 127H124V126H123ZM244 127H245V126H244ZM25 128H26V127H25ZM106 128H107V127H106ZM108 128H109V126H108ZM108 128H107V129H108ZM114 128H115V127H114ZM125 128H126V127H125ZM146 128H147V127H146ZM151 128H152V127H151ZM151 128H150V129H151ZM31 129H32V131H31ZM111 129H112V128H111ZM123 129H124V128H123ZM153 129H154V128H153ZM22 130H23V129H22ZM116 130H117V129H116ZM116 130H115V131H116ZM142 131H143V130H142ZM153 131H155V130H153ZM153 131H152V132H153ZM25 132H27V131H25ZM29 132H28V133H29ZM176 132H177V131H176ZM230 132H231V131H230ZM230 132H229V133H230ZM18 133H19V132H18ZM20 133H21V135H22V131H21ZM35 133H36V132H35ZM35 133H34V134H35ZM93 133H95V131H94ZM222 133H223V132H222ZM224 133H225V132H224ZM25 134H27V133H25ZM23 135H24V133H23ZM32 135H33V134H32ZM35 135H36V134H35ZM94 135H96V134H94ZM151 135H152V134H151ZM157 135H158V134H157ZM157 135H156V136H157ZM19 136H20V135H19ZM26 136H27V135H26ZM26 136H25V137H26ZM99 136H100V135H99ZM99 136H98V137H99ZM153 136H154V135H153ZM33 137H34V136H33ZM94 137H95V136H94ZM98 137H97V138H98ZM150 137H151V136H150ZM95 138H96V137H95ZM15 139H16V138H15ZM20 139H21V136H20ZM17 140H18V139H17ZM22 140H23V138H22ZM22 140H21V141H22ZM87 140H89V139H87ZM87 140H86V141H87ZM124 140H126V139H124ZM129 140H130V139H129ZM136 140H137V139H136ZM154 140H155V139H154ZM157 140H158V139H157ZM159 140H160V139H159ZM159 140H158V141H159ZM167 140H168V139H167ZM241 140H243V139H241ZM18 141H20V140H18ZM101 141H105V139H104V140H101V139H100V142H99V143H102ZM117 141H118V140H117ZM131 141H132V140H131ZM34 142H35V141H34ZM72 142H73V141H72ZM97 142H98V140H97ZM105 142H107V141H105ZM234 142H235V141H234ZM238 142H239V141H238ZM23 143H24V142H23ZM76 143H77V142H76ZM79 143H80V141H79ZM103 143H104V142H103ZM243 143H244V141H243ZM243 143H242V144H243ZM8 144H10V143H8ZM16 144H17V143H16ZM16 144H15L14 146H16ZM19 144H20V143H19ZM26 144H27V142H26ZM73 144H75V143H73ZM86 144H87V143H86ZM115 144H117V143H115ZM147 144H148V143H147ZM151 144H152V143H151ZM3 145H4V144H3ZM108 145H109V142H108ZM133 145H134V144H133ZM144 145H145V144H144ZM144 145H143V146H144ZM5 146H6V145H5ZM11 146H12V144H11ZM89 146H90V145H89ZM93 146H94V145H93ZM149 146H150V144H149ZM149 146H148V148H149ZM20 147H21V145H20ZM152 147H153V146H152ZM245 147H246V146H245ZM4 148H5V147H4ZM172 148H173V147H172ZM178 148H179V147H178ZM6 149H7V150L9 149L8 146L6 147ZM16 149H17V148H16ZM76 149H77V148H76ZM85 149H86V148H85ZM89 149H90V152H95V150H96V148H94V147H92V146H90ZM153 149L156 150L155 147H154ZM26 150H27V149H26ZM150 150H151V149H150ZM166 150H167V149H166ZM8 151H10V150H8ZM12 151H13V150H12ZM86 151H88V150H86ZM96 151H97V150H96ZM171 151H173V150L171 149ZM171 151H169V153H170ZM246 151H247V149H245V152H246ZM77 152H78V153H81V154L84 155L85 150H84V148H80L79 151H77ZM173 152H174V151H173ZM175 152H176V151H175ZM2 153H3V152H2ZM3 154H4V155H3L4 158L2 157L3 159H1V160H3L5 163H3V164L1 163V165L6 164V166L4 165V167H5L6 169H5V171L2 172V173L0 172V204H1V198H3V207H4V210H5L4 212H5V216H6V221H7V224H8V223H11V221H12V215H13L12 213H14V212L17 211L16 215H17V216L19 215V213H18L19 211H18V210L14 211V212H12V213H11V210H13V208H14V209H17V207H16V208L14 207V206H15L14 204L19 203V205H20V202L23 201V196L25 195L26 190L24 189V188H25V187L23 186V185H24V183H23L24 181L22 180V178L24 177V176H22V175H23L24 173H21V171L19 170V167L17 166V164L21 163V162H20V159H18L19 162H16V161H15V162H16V163H15L16 165L14 164V165H15V166H14L13 164H10V159H8V158H9L8 155H9L10 153H7V151H6V152H4ZM23 154H24V152H23ZM99 154H100V153H98V155H99ZM166 154L169 155L168 152H167ZM170 154H173V153H170ZM228 154H229V153H228ZM244 154H245V153H244ZM11 155H13V154H11ZM86 155H89V156L91 155L92 157H91V156H90V157H91V159H93L94 153H93V154H92V153H90V154L87 153ZM102 155H103V154H102ZM249 155H250V154H249ZM251 155H252V154H251ZM251 155H250V157H251ZM13 156H14V155H13ZM13 156H12V157H13ZM84 156H85V155H84ZM100 156H101V155H99V157H100ZM174 156H175V155H174ZM0 157H1V156H0ZM7 157H8V158H7ZM104 157H105V156H104ZM161 157H162V156H161ZM165 157H166V156H165ZM31 158H32V157H30V160H32ZM66 158H67V157H66ZM101 158H102V157H101ZM167 158H168V157H167ZM23 159H24V157H23ZM91 159L88 160L89 163H91ZM104 159H106V158H104ZM161 159H163V158H161ZM173 159H174V158H173ZM195 159H196V158H195ZM225 159H226V158H225ZM243 159L245 160V158H243ZM246 159H247V158H246ZM12 160H13V158H12ZM18 160H17V161H18ZM83 160H84V159H83ZM85 160H86V159H85ZM165 160H166V159H165ZM259 160H260V159H259ZM3 161H0V162H3ZM13 161H14V160H13ZM92 161H93V160H92ZM160 161H161V160H160ZM215 161L217 162L216 159H215ZM215 161H214V162H215ZM219 161H220V158H219ZM226 161H227V160H226ZM249 161H250V159H249ZM79 162H80V161H79ZM168 162H170V161L168 160ZM168 162H167V163H168ZM221 162H222V161H221ZM246 162H247V160H246ZM246 162H245V163H246ZM250 162H251V161H250ZM257 162H258V161H257ZM36 163H37V162H35V163L33 162V164H34L33 166H35V165L37 166ZM107 163H108V162H107ZM109 163H110V162H109ZM135 163H136V162H135ZM158 163L160 164L161 162H158ZM163 163H164V162H163ZM163 163H162V164H163ZM219 163H220V162H218V164H219ZM225 163H226V162H225ZM262 163H263V162H262ZM24 164H26V163H24ZM24 164H23V165H24ZM65 164H66V163H65ZM83 164H84V163H83ZM86 164H87V163H86ZM97 164H98V163H97ZM97 164L92 163L91 165H93L92 167H94V168L96 169V168H97V166H96ZM101 164H102V163H101ZM251 164H252V163H251ZM251 164L249 163V165H251ZM259 164H260V162H259ZM10 165H11V167H12V166L15 167V168L18 167V171L21 173L20 175L18 174L19 177H17L16 174H14V172H13V175L10 174V172H9V171H10V168H11ZM91 165H90V167H91ZM99 165H100V162H99ZM99 165H98V166H99ZM127 165H128V164H127ZM166 165H167V164H166ZM166 165H165V167H166ZM168 165H169V164H168ZM170 165H172V164H170ZM212 165H213V164H212ZM214 165H215V164H214ZM219 165H221V164H219ZM256 165H257V164H256ZM19 166H20V165H19ZM36 166H35V168H36ZM63 166H64V165H63ZM74 166H76V165L73 164V168H72V169L75 168ZM102 166H103V165H101L100 167H102ZM109 166H110V165H109ZM180 166H181V165H180ZM215 166H216V165H215ZM244 166H246V165H244ZM247 166H248V163H247ZM20 167H22V165H21ZM23 167H24V166H23ZM26 167H27V166H26ZM105 167H107V166H105ZM115 167H116V166H115ZM167 167H168V166H167ZM169 167H170L171 169L173 168V167H171V166H169ZM216 167H218V165H217ZM216 167H215V168H216ZM223 167H224V166H223ZM254 167H255V166H254ZM68 168H69V167H68ZM107 168H108V167H107ZM190 168H191V167H190ZM248 168L251 169L250 166H248ZM20 169H21V168H20ZM33 169H34V168H33ZM33 169H32V171H33ZM64 169H65V168H64ZM69 169H70V168H69ZM69 169H68V170H69ZM103 169H104V166H103ZM110 169H111V168H110ZM110 169H109V170H110ZM219 169H220V167H218V170H219ZM224 169H225V168H224ZM224 169H223V170H224ZM21 170H22V169H21ZM68 170H67V171H68ZM78 170H79V169H78ZM78 170H77V168H76V170H73V171H78ZM82 170H83V169H81L80 172H81ZM87 170H88V169H87ZM87 170L84 169V172H85V171L87 172ZM175 170H176V169H175ZM189 170H190V169H188L187 171H189ZM220 170H221V169H220ZM246 170H247V169H246ZM259 170H260V169H259ZM11 171H12V170H11ZM15 171H16V170H15ZM69 171H70V170H69ZM69 171H68V172H69ZM71 171H72V170H71ZM71 171H70V172H71ZM90 171H92V170H90ZM105 171H106V170H105ZM173 171H174V170H173ZM221 171H222V170H221ZM234 171H235V170H234ZM65 172H66V171H65ZM82 172H83V171H82ZM194 172H195V171H194ZM222 172H223V171H222ZM247 172H248V171H247ZM247 172H246V173H247ZM251 172H252V171H251ZM251 172H250L249 175H251ZM257 172H258V171H257ZM257 172H255V173H257ZM17 173H18V172H17ZM76 173H77V172H76ZM88 173H89V171H88ZM162 173H163V172H162ZM164 173H165V172H164ZM195 173H196V172H195ZM201 173H202V172H201ZM220 173H221V172H220ZM65 174H66V173H65ZM73 174H74V173H73ZM90 174H91V173H90ZM172 174H173V173H172ZM186 174H187V173H186ZM247 174H248V173H247ZM66 175H67V174H66ZM131 175H132V174H131ZM212 175H213V174H212ZM252 175H253V174H252ZM255 175H256V174H255ZM69 176L72 178L71 175H69ZM80 176H81V175H80ZM80 176H79V178H80ZM90 176L92 177L93 175H90ZM144 176H145V175H144ZM173 176H174V175H173ZM223 176H224V175H223ZM245 176H246V175H245ZM70 177H68V178H70ZM88 177H89V176H88ZM93 177H94V176H93ZM95 177H96V176H95ZM163 177H164V176H163ZM180 177H181V176H180ZM186 177H187V176H186ZM249 177H250V176H249ZM252 177H254V176H252ZM18 178H19V179H18ZM83 178H84V176H83ZM83 178H82V179H83ZM97 178H98V177H97ZM183 178H184V177H183ZM23 179H24V178H23ZM25 179H26V177H25ZM25 179H24V180H25ZM27 179H28V178H27ZM30 179H31V181H33V174H32V173H31V175H30ZM63 179H64V178H63ZM77 179H78V178H77ZM92 179H93V178H92ZM94 179H96V178H94ZM21 180H22V181H21ZM68 180H69V179H68ZM83 180H84V179H83ZM87 180H88V178H87ZM89 180H91V179H89ZM98 180H99V179H98ZM221 180H222V179H221ZM245 180H246V181H245ZM245 180H244V181H245L246 183L249 182V181H247V179H245ZM28 181H29V180H28ZM69 181H71V179H70ZM73 181H74V182H77V181H75V179H73ZM80 181H81V183H80V182H77V184H78V183H79V185H80V184H84V185L86 184V183H82V182H84V181H82L81 179H80ZM85 181H86V180H85ZM96 181H97V180H96ZM99 181H100V180H99ZM216 181H217V180H216ZM222 181H223V180H222ZM251 181H252V180H251ZM86 182H87V181H86ZM91 182H94V181L92 180ZM97 182H98V181H97ZM97 182H96V183H97ZM22 183H23V184H22ZM33 183H34V182H33ZM49 183H50V182H49ZM72 183H73V182H72ZM94 183H95V182H94ZM99 183H100V182H99ZM101 183H102V181H101ZM222 183H223V182H222ZM34 184H35V183H34ZM68 184H69V183H68ZM89 184H91V183H89ZM184 184H185V183H184ZM189 184H190V183H189ZM189 184H188V185H189ZM196 184H197V183H196ZM247 184H248V183H247ZM247 184H246V185H247ZM259 184H260V183H259ZM84 185H83V186H84ZM86 185H87V184H86ZM94 185H95V184H94ZM96 185H97V184H96ZM176 185H177V184H176ZM194 185H195V180H194ZM194 185H193V186H194ZM22 186H23L24 188H23ZM66 186H67V184L65 185V188H66ZM72 186H74V184H72ZM75 186H76V185H75ZM101 186H103V185H101ZM217 186H218V185H217ZM250 186H251V185H250ZM252 186H253V184H252ZM62 187H63V186H62ZM68 187H69V185H68ZM81 187H82V186H81ZM86 187H88V186H85V187H83L84 189H83V188H82V189L85 190ZM89 187L91 188L92 186H89ZM95 187H96V186H95ZM99 187H100V186H99ZM176 187H177V186H176ZM221 187H222V185H221ZM221 187H220V188H221ZM234 187H235V186H234ZM71 188H72V187H71ZM96 188H97V187H96ZM173 188H174V187H173ZM192 188H193V187H192ZM249 188H250V187H249ZM54 189H55V188H53V190H54ZM66 189H67V188H66ZM88 189H89V188H88ZM98 189H100V188H98ZM101 189H103V187H102ZM194 189H195V188H194ZM201 189H203V188H201ZM217 189H218V188H217ZM217 189H216V190H217ZM55 190H56V189H55ZM67 190H68V189H67ZM90 190H91V189H90ZM92 190H93V189H92ZM92 190H91V191H92ZM96 190H97V189H96ZM96 190H94L92 193L97 192ZM105 190H106V187H105ZM134 190H135V188H134ZM162 190H163V189H162ZM165 190H166V189H165ZM165 190H164V191H165ZM176 190H177V189H176ZM180 190H181V189H179V190L176 191L177 193H178V191H179L178 195L181 193ZM192 190H193V189H192ZM192 190H191V191H192ZM218 190H219V189H218ZM230 190H231V189H230ZM238 190H243V189L241 188V189H238ZM58 191H59V190H58ZM73 191H74V192H73ZM73 191H72V192H73L74 194H76V193H77V188L74 187V188H73ZM135 191H136V190H135ZM135 191H134V192H135ZM171 191H175V190L172 189ZM184 191H185V196H186V199H187L188 196H190V195H188V190L185 189ZM184 191H183V192H184ZM193 191H194V190H193ZM196 191H197V190H196ZM51 192H52V190H51ZM61 192H62V191H61ZM61 192H60V194H61ZM69 192H70V191H69ZM69 192H68V193H69ZM100 192H101V191L99 190V192H97V193H100ZM141 192H142V191H141ZM214 192H215V191H214ZM53 193L56 194V192H53ZM53 193H52V194H53ZM57 193H58V192H57ZM97 193H96V194H97ZM108 193L110 194V192H108ZM108 193H107V194H108ZM164 193H165V192H164ZM164 193H163V194H164ZM195 193H196V192H195ZM239 193H241V191H239ZM242 193H245V192L243 191ZM242 193H241V195H243ZM39 194H40V193H39ZM58 194H59V193H58ZM81 194H82V193H81ZM83 194H84V192H83ZM96 194H93V195H92V197H94V199H95L96 197H98ZM104 194H105V193H104ZM107 194H106V195H107ZM139 194H140V192H139ZM148 194L150 195V193H148ZM79 195H80V193L78 194V198L81 196L79 199L81 200V202H83L82 200H83V196H84V195H80V196H79ZM94 195H96V196H94ZM100 195H101V194H100ZM100 195H99V197H101ZM102 195H103V194H102ZM106 195H103V196L105 197ZM113 195L115 196L116 194L114 193ZM134 195H135V193H134ZM176 195H177V194H176ZM187 195H188V196H187ZM214 195H215V194H214ZM54 196H56V195H54ZM85 196H86V195H85ZM85 196H84V197H85ZM88 196H89V195H88ZM88 196H87V197H88ZM90 196H91V195H90ZM103 196H102V197H103ZM108 196H109V195H108ZM111 196H112V195H111ZM111 196H110V197H111ZM117 196H118V195H117ZM117 196H115V197H117ZM141 196H143V194H142ZM141 196H140V197H141ZM208 196H209V195H208ZM238 196H239V195H238ZM39 197H40V196H39ZM39 197H37V198H39ZM59 197H60V196H59ZM115 197H114V198H115ZM132 197H133V196H132ZM140 197H138V198H140ZM146 197H148V196L146 195ZM181 197H182V195H181ZM183 197H184V196H183ZM239 197H240V196H239ZM243 197H244V196H243ZM53 198H54V197H53ZM64 198H65V197H64ZM78 198L76 197V199H78ZM90 198H91V197H90ZM90 198H89V199H90ZM106 198H107V197H106ZM112 198H113V197H112ZM112 198H110V199H112ZM119 198H120V197H119ZM119 198H118V199H119ZM134 198H135V197H134ZM79 199H78V200H79ZM87 199H88V198H87ZM89 199H88V201H90V202H91V200L93 201L92 198H91L90 200H89ZM96 199L98 200V198H96ZM96 199H95V200H96ZM99 199H100V198H99ZM108 199H109V198H107V201H108ZM118 199H117V200H118ZM140 199H141V198H140ZM188 199H189V198H188ZM220 199H221V198H220ZM238 199H239V198H238ZM238 199L236 198V200L239 202L240 199H239V200H238ZM73 200H74V199H73ZM73 200H72V202H73ZM80 200H79V201H80ZM84 200H86V199H84ZM95 200H94V201H95ZM97 200H96V201H97ZM102 200H103V199H100V200H98V201L101 202ZM105 200H106V199H105ZM126 200H127V199H126ZM126 200L124 199V200H122V201H126ZM143 200H144V197H143ZM184 200H185V199H184ZM241 200H242V199H241ZM18 201H19V202H18ZM26 201H27V200H25V202H26ZM79 201H78V203H79ZM88 201H87V203L85 202V203H86L85 205H88V204H89ZM109 201H110V200H109ZM109 201H108V202H109ZM113 201H114V199H113ZM113 201H112V202H113ZM127 201H128V200H127ZM130 201H131V200H130ZM133 201H134V200H133ZM135 201H136V200H135ZM139 201H140V200H139ZM185 201H187V200H185ZM23 202H24V201H23ZM28 202H29V201H28ZM28 202H26V204H27ZM38 202H39V201H38ZM102 202H104V201H102ZM102 202H101V203H102ZM118 202H120V201H118ZM143 202H144V201H143ZM161 202H162V201H161ZM161 202H160V203H161ZM182 202H183V201H182ZM235 202H236V201H235ZM238 202H236V203H238ZM240 202L243 203L242 201H240ZM21 203H22V202H21ZM35 203H36V202H35ZM35 203H34V204H35ZM78 203H77V204H78ZM91 203H92V202H91ZM95 203H96V202H95ZM95 203H93V204H95ZM106 203H107V202H106ZM110 203H111V202H110ZM124 203H125V202H124ZM140 203H141V202H140ZM187 203H188V201H187ZM187 203H186L185 211H183V212H185L184 214H185V218H186V219H187V215L189 214V212H188V211H189V210H188V209H189V204H187ZM28 204H29V203H28ZM31 204H32V203H31ZM34 204H33L34 207L31 206V209H32V207L35 208V205H34ZM73 204H74V203H73ZM77 204H75V205H77ZM97 204H98V203H97ZM102 204H103V203H102ZM126 204H127V203H126ZM137 204H138V203H137ZM167 204H168V203H167ZM1 205H2V204H1ZM23 205H24V204H23ZM79 205H80V204H79ZM82 205H84V203H83ZM82 205H80V206L82 207ZM91 205H92V204H89L90 207H93V206H91ZM104 205H105V204H103V206H102V205H101V206H102L103 208H105L106 205H105V206H104ZM110 205H111V204H110ZM138 205H139V204H138ZM163 205H164V204H163ZM236 205H237V204H236ZM12 206H13V208H12ZM20 206H21V205H20ZM20 206H19V207H20ZM77 206H78V205H77ZM101 206H100V207H101ZM136 206H137V205H136ZM141 206H142V205H141ZM165 206H166V205H165ZM200 206H201V205H200ZM228 206H229V205H228ZM3 207H1V208H3ZM83 207L85 208V206H83ZM83 207H82V208H83ZM95 207H96V206H95ZM95 207H94V208H95ZM97 207H98V206H97ZM106 207H107V206H106ZM215 207H216V206H215ZM220 207H221V206H219V208H220ZM237 207H238V206H237ZM11 208H12V209H11ZM23 208H24V206H23ZM25 208L27 209L28 207H26V205H25ZM49 208H51L50 211H51V210L53 211V209H52L53 207H49ZM82 208H81V210H82ZM84 208H83V210H85ZM88 208H89V207H88ZM88 208H87V209H88ZM107 208H111V207H107ZM124 208H126V207H124ZM124 208H123V209H124ZM143 208H144V206H143ZM143 208H142V209H143ZM169 208H170V207H169ZM201 208H202V207H201ZM225 208H226V205H225ZM36 209H37V208H36ZM57 209H58V208H57ZM87 209H86V210H87ZM92 209H93V208H92ZM137 209H138V208H137ZM202 209L204 210V208H202ZM205 209H207V207H206ZM209 209H210V208H209ZM209 209H207V210L211 212V210H209ZM240 209H241V211H242V208H241V207H240ZM258 209H259V208H258ZM0 210H1V209H0ZM27 210H28V209H27ZM27 210H26V211H27ZM32 210H33V209H32ZM32 210H31V211H32ZM61 210H62V209H61ZM74 210H75V209H74ZM88 210H89V209H88ZM94 210L96 211V208H95ZM102 210H103V209H102ZM110 210H111V209H110ZM115 210H116V209H115ZM120 210H121V208H120ZM129 210H130V209H129ZM138 210H139V209H138ZM144 210H145V208H144ZM224 210H225V209H224ZM234 210H235V211H236V210H237V211H240L239 209H234ZM2 211H3V210H2ZM22 211H23V210H22ZM38 211H39V210H38ZM52 211H51V212H52ZM54 211H55V210H54ZM64 211H65V210H63V214H64ZM67 211H68V210H67ZM67 211H66V212H67ZM72 211H73V210H72ZM90 211H91V210H90ZM100 211H101V208H100ZM108 211H109V210H108ZM133 211H134V210H132L131 213H132ZM237 211H236V212H237ZM255 211H256V210H255ZM4 212H3V214H4ZM28 212H29V211H28ZM32 212H33V211H32ZM34 212H35V209H34ZM55 212H56V211H55ZM55 212H53V214H54ZM58 212H61V213H62V211H60V209H59ZM87 212L90 213L89 211H87ZM169 212H170V211H169ZM202 212H203V211H202ZM23 213H24V212H23ZM29 213H31V212H29ZM36 213H37V212H36ZM67 213H68V212H67ZM70 213H72V214L74 215V212H70ZM76 213H77V212H76ZM84 213H85V212H84ZM95 213H96V212H95ZM134 213H135V212H134ZM204 213H205V212H204ZM215 213H216V212H215ZM234 213H235V212H234ZM242 213H243V212H242ZM11 214H12V215H11ZM53 214H52V217H53ZM57 214H58V213H57ZM78 214H79V213H78ZM78 214L75 215V216L77 217V219H79V218H78V216H79ZM145 214L147 215V213H145ZM184 214L182 213V216H183ZM201 214H202V213H201ZM232 214H233V213H232ZM236 214H237V213H236ZM16 215L14 214V218H15ZM25 215H26V214H25ZM32 215H34V213H33ZM73 215H72V216H73ZM101 215H102V214H101ZM104 215H105V214H104ZM132 215L135 216V214H133V213H132ZM208 215H209V214H208ZM234 215H235V214H234ZM258 215H260V214H258ZM17 216H16V218L19 220V216H18V217H17ZM22 216H24V215H22ZM54 216H56V215L54 214ZM60 216H61L60 219H62V215H60ZM63 216H65V214H64ZM141 216H142V215H141ZM182 216H181V218H182ZM242 216H243V215H242ZM1 217H2V216H0V219H1L0 221L3 222L2 219H3L4 217H3V218H1ZM76 217L73 216L74 219L71 218V217H70V218H71L73 221H75V220H76ZM143 217H144V216H142L141 218H143ZM149 217H150V216H149ZM188 217H189V216H188ZM197 217H198V216H197ZM232 217H233V216H232ZM25 218H27V215L25 216ZM54 218H55V217H54ZM141 218H140V220H141ZM183 218H184V217H183ZM183 218H182V219H183ZM234 218L236 219V216H235ZM234 218H233V220H235ZM23 219H24V218H23ZM64 219H65V217H64ZM82 219H83V218H82ZM108 219H109V218H108ZM153 219H154V218H153ZM228 219H230V218H228ZM237 219H238V218H237ZM240 219H241V218H240ZM3 220H4V219H3ZM26 220H27V219H26ZM26 220H24V221H26ZM32 220H33V218H32L30 221L33 222ZM54 220H56V218H55ZM65 220H66V219H65ZM80 220H81V219H80ZM83 220H84V219H83ZM83 220H82V221H83ZM101 220H102V219H101ZM101 220H100V221H101ZM132 220H133V219H132ZM137 220H138V219H137ZM144 220H145V218H144ZM221 220H222V219H221ZM6 221H4V222L6 223ZM21 221H22V217H21ZM96 221H99V220H96ZM114 221H115V220H114ZM128 221H129V220H128ZM134 221H135V220H134ZM141 221H142V220H141ZM145 221H146V220H145ZM1 222H0V225L5 226L7 229L9 228V227H8L9 225L7 226L5 223H4V224H3V223L1 224ZM59 222H60V220H59ZM70 222H71V221H70ZM105 222H106V221H105ZM107 222H108V221H107ZM143 222H144V221H143ZM143 222H142V224H144ZM168 222H169V221L167 220V223H168ZM172 222H173V221H172ZM175 222H176V221H175ZM184 222H186V221L184 220ZM223 222H226V220L224 219ZM229 222L232 223L231 219L229 220ZM27 223H28V222H26V224H27ZM53 223H54V222H53ZM74 223H75V222H74ZM76 223H77V222H76ZM102 223H103V221H102ZM115 223H116V222H115ZM129 223H130V222H129ZM152 223H153V222H152ZM170 223H171V221H170ZM186 223H188V221H187ZM235 223H238V222H235ZM242 223H243V222H242ZM253 223H254V222H253ZM61 224H62V221H61ZM110 224H111V223H110ZM132 224H133V223H132ZM134 224H136V223H134ZM142 224L139 223V225H142ZM174 224H175V223H173V224L171 223V226L174 225ZM202 224H203V223H202ZM206 224H208V223H206ZM233 224H234V221H233ZM240 224H241V223H240ZM20 225H21V224H20ZM24 225H25V224H24ZM24 225H23V227H24ZM53 225H54V224H53ZM56 225H57V224H56ZM59 225H60V224H59ZM113 225H114V224H113ZM156 225H158V224L156 223ZM168 225H169V224H168ZM224 225L226 226V223H225ZM3 226H2V229H1V227H0V230H2L3 233L6 235V231H8V230H7L6 228H3ZM102 226H103V224H102ZM102 226H101V227H102ZM137 226H138V225H137ZM145 226H146V225H145ZM151 226H152V225H151ZM165 226H166V225H165ZM183 226H184V225H183ZM204 226H205V225H204ZM207 226H208V225H207ZM207 226H206V227H207ZM217 226H218V225H217ZM227 226H228V225H227ZM232 226H233V225H232ZM236 226H237V224H235L234 227L236 228ZM256 226H257V225H256ZM258 226H259V225H258ZM21 227H22V226H21ZM60 227H61V226H60ZM60 227H59V228H60ZM63 227H64V228H63ZM63 227H62V231H63V229L66 228L65 226H63ZM104 227H106V225H105ZM111 227H112V226H111ZM111 227L109 226V229H110ZM140 227H141V226H140ZM142 227H143V225H142ZM153 227H154V226H153ZM172 227H173V226H172ZM228 227H230V225H229ZM262 227H263V226H262ZM262 227H261V228H262ZM14 228H15V227H14ZM17 228H18V227H17ZM113 228H114V227H113ZM115 228H116V227H115ZM118 228H119V227H118ZM147 228H148V227H147ZM186 228H187V227H186ZM199 228H200V227H199ZM258 228H259V227H258ZM3 229H4V230H3ZM5 229H6V231H5ZM10 229H11V228H10ZM12 229H13V228H12ZM12 229H11V230H12ZM19 229H20V228H19ZM101 229H103V228H101ZM109 229H108V230H109ZM140 229H141V228H140ZM145 229H146V228H145ZM153 229H155V228H153ZM183 229H184V228H183ZM192 229H193V228H192ZM200 229H201V228H200ZM224 229H226V228H224ZM228 229H229V231L231 230L230 228H228ZM228 229H227V230H228ZM106 230H107V229H106ZM116 230H117V229H116ZM147 230H148V229H147ZM149 230H150V229H149ZM165 230H166V229H165ZM198 230H199V229H198ZM216 230H217V229H216ZM233 230H235V229H233ZM4 231H5V232H4ZM102 231H103V230H102ZM102 231H100V232L103 233ZM138 231H139V230H138ZM143 231H144V230H143ZM185 231H186V230H185ZM201 231H202V230H201ZM204 231H205V230H204ZM206 231H207V230H206ZM223 231H224V230H223ZM261 231H262V230H261ZM9 232H13V231H9ZM16 232H18V231H16ZM64 232H65V230H64ZM140 232L142 233V229H141V231H139V233H140ZM145 232H146V231H145ZM189 232H191V231H189ZM216 232H217V231H216ZM230 232H231V231H230ZM230 232L227 231V234L230 233ZM234 232H235V231H234ZM14 233H15V232H14ZM101 233H100V234H101ZM146 233H147V232H146ZM162 233H164V231H163ZM192 233H193V232H192ZM213 233H214V232H213ZM217 233H218V232H217ZM222 233H223V232H222ZM0 234H1V233H0ZM142 234H143V233H142ZM168 234H170V233H168ZM179 234H180V233H179ZM190 234H191V233H190ZM203 234H204V233H203ZM231 234H233V231H232ZM231 234H230V235H231ZM7 235H8V233H7ZM11 235H12V234H10V236H11ZM144 235H145V234H144ZM209 235H210V233H209ZM254 235H255V233H254ZM0 236H2V235H0ZM14 236H15V234H14ZM121 236H122V235H121ZM163 236H164V235H163ZM165 236H168V235H165ZM189 236H190V235H189ZM194 236H195V235H194ZM205 236H206V235H205ZM233 236H234V235H233ZM237 236H238V235H237ZM15 237H16V236H15ZM15 237H14V238H15ZM17 237H18V236H17ZM20 237H21V236H20ZM101 237H102V236H101ZM133 237H134V236H133ZM157 237H158V236H157ZM175 237H176V236H175ZM181 237H182V236H180V238H181ZM226 237H227V236H226ZM226 237H224L223 239H227ZM230 237H232V235H231ZM240 237H241V236H240ZM253 237L255 238V236H253ZM5 238H6V237H5ZM8 238H9V237H8ZM10 238H11V237H10ZM113 238H115V237H113ZM138 238H139V236H138ZM167 238L170 239L171 237H167ZM167 238H165V240H166ZM188 238H189V237H188ZM256 238H257V237H256ZM256 238H255V240H256ZM263 238H264V237H263ZM0 239H1V238H0ZM6 239H7V238H6ZM27 239H28V238H27ZM29 239H30V238H29ZM64 239H65V238H64ZM120 239H121V238H120ZM127 239H128V237H127ZM131 239H132V238H131ZM134 239H135V238H134ZM156 239H157V238H156ZM228 239H230L229 241H231L232 238H228ZM240 239H241V241H242V238H240ZM243 239H244V238H243ZM21 240H22V238H21ZM128 240H129V239H128ZM136 240H137V239H136ZM154 240H155V239H154ZM165 240H164V241H165ZM178 240H180V239H178ZM182 240H184V238H183ZM232 240H234V238H233ZM244 240H245V239H244ZM253 240H254V239L252 238V239H251V242H252V243L255 241V240H254V241H253ZM257 240H258V239H257ZM260 240H262V239H260ZM69 241H70V240H69ZM122 241H123V240H122ZM152 241H153V240H152ZM166 241H167V240H166ZM220 241H221V239H219V238H215V237L211 238V240H210V239L200 238V239H197V241H195V243H196L195 245H196V246H198V245L203 246L204 244H206V243L208 244V243H210V242H212V243H216V244H217V243L220 242ZM227 241H228V240H227ZM262 241H263V240H262ZM0 242H1V241H0ZM77 242H78V241H77ZM125 242H127V240H125ZM186 242H187V241H186ZM244 242H245V241H244ZM249 242H250V241H249ZM257 242H258V241H256V243H257ZM260 242H261V241H260ZM260 242H259V244H261L260 246H262L263 243H262V242L260 243ZM11 243H13V242H11ZM14 243H15V241H14ZM68 243H69V242H68ZM68 243H67V244H68ZM149 243H150V242H149ZM149 243H148V244H149ZM151 243H152V242H151ZM153 243H154V242H153ZM157 243H158V242H157ZM169 243H170V242H169ZM232 243H233V242H232ZM241 243H242V242H241ZM254 243H255V242H254ZM254 243H253V244H254ZM1 244H2V245H1L0 248H3V247H4V246H3V243L1 242ZM4 244H6V243H4ZM18 244H21V242L18 243ZM69 244H70V243H69ZM69 244H68V245H69ZM77 244H80V243H77ZM131 244H132V243H131ZM160 244H161V243H160ZM163 244H165V243H163ZM166 244H168V243H166ZM172 244H173V243H172ZM219 244H220V243H219ZM221 244H222V243H221ZM233 244H234V243H233ZM247 244H249V243H247ZM253 244H252V245H253ZM28 245H29V244L27 243V240H24V243L22 244V247H21L20 254L18 253L19 255H18V257L16 258V264H17V263H19V264H28V263L31 264V263H32V261H30V262L27 261V263H26V261L24 262V257H25V258L27 257V256L25 255V253H26V254L28 253V252H26V250L28 251V249H29V248H28V247H29ZM70 245H71V244H70ZM124 245H125V243H124ZM241 245H242V244H241ZM245 245H246V243H245ZM250 245H251V244H249V247H250ZM252 245H251V246H252ZM257 245H258V244H257ZM2 246H3V247H2ZM5 246H6V250H7V248H8V247H7V244H6ZM8 246H10V245H8ZM12 246H14V245H12ZM164 246H166V245H163V247H164ZM186 246H187V245H186ZM242 246H244V245H242ZM242 246H241V248H242ZM247 246H248V245H247ZM258 246H259V245H258ZM260 246H259V247H260ZM263 246H264V244H263ZM10 247H11V246H10ZM51 247H52V245H51ZM78 247H79V246H78ZM80 247H81V246H80ZM80 247H79V249H80ZM122 247H123V246H122ZM221 247H222V246H221ZM221 247H219V248H221ZM244 247H245V246H244ZM254 247L256 248V245H254ZM11 248H12V247H11ZM13 248H14V247H13ZM13 248H12V250H13ZM120 248H121V247H120ZM127 248H128V247H127ZM166 248H167V247H166ZM171 248H172V247H171ZM199 248H200V247H199ZM202 248H203V247H202ZM213 248H214V247H213ZM223 248H224V247H223ZM252 248H253V247H252ZM252 248L250 247V249H252ZM8 249H9V248H8ZM121 249H123V248H121ZM154 249H156V247H155V248L153 247V248H152V251H153ZM176 249H177V248H176ZM181 249H182V248H181ZM207 249H208V248H207ZM211 249H212V248H211ZM246 249H247V247H246ZM256 249H259V248H256ZM260 249H261V250H260V254H259V255H256V256H258L259 260L262 261L261 264H262V263L264 264V247H262V248L260 247ZM4 250H5V248H4ZM9 250H11V249H9ZM71 250H72V249H71ZM126 250H127V249H126ZM144 250H145V249H144ZM161 250H163V249H161ZM187 250H188V249H187ZM213 250H214V249H213ZM241 250H242V249H241ZM262 250H263V252H262ZM0 251H2V250L0 249ZM13 251H14V250H13ZM17 251H18V250H17ZM115 251H117V250H115ZM152 251H151V252H152ZM154 251H155V250H154ZM159 251H160V249H159ZM159 251H158V252H159ZM216 251H217V250H216ZM247 251L250 252L251 250L247 249ZM2 252H3V251H2ZM126 252H127V251H126ZM162 252H164V251H162ZM170 252H171V251H170ZM179 252H180V251H179ZM183 252H184V251H183ZM220 252H221V251H220ZM243 252H244V250H243ZM243 252L240 253V254H243L242 257L245 256V255L247 254V253L244 254ZM245 252H246V250H245ZM258 252H259V251H258ZM261 252L263 253V255H261ZM7 253H8V254L6 255V257H8V255L11 254V253H9V251H8ZM16 253H17V252H16V249H15V253L12 252V255H13V254L15 255ZM119 253H122V252H119ZM144 253H145V252H144ZM154 253H155V252H154ZM156 253H157V252H156ZM165 253H166V251H165ZM165 253H164V254H165ZM167 253H168V251H167ZM167 253H166V254H167ZM206 253H207V252H206ZM250 253H251V252H250ZM0 254H1V252H0ZM5 254H6V252H5ZM83 254H84V252H83ZM151 254H153V253H151ZM173 254H174V253H173ZM219 254H220V253H219ZM248 254H249V253H248ZM153 255H154V254H153ZM159 255L161 256V253H160V252H159ZM169 255H170V253H169ZM213 255H214V254H213ZM3 256H4V254H3ZM9 256H10V255H9ZM16 256H17V255H16ZM28 256H29V255H28ZM81 256H82V255H81ZM85 256H86V255L83 256V257H84V260H86ZM145 256H146V255H145ZM150 256H151V255H150ZM154 256H155V255H154ZM197 256H198V255H197ZM202 256H203V255H202ZM218 256H219V255H218ZM221 256H222V255H221ZM221 256H219V257L221 258ZM1 257H2V255H0V264H1V263H2V264H3V263H6V262H7L6 259L2 257V258L6 261V262H5V261L3 262V259H2ZM4 257H5V256H4ZM11 257H12V256H11ZM11 257H10V259H8L9 257L7 258V260H8L9 262H10V260H12ZM13 257H14V256H13ZM33 257H34V256H33ZM51 257H53V256L51 255ZM125 257H126V256H125ZM147 257H148V256H147ZM157 257H159V256L157 255ZM172 257H173V256H172ZM205 257H206V255H205ZM29 258H30V257H29ZM142 258H143V257H142ZM159 258H160V257H159ZM211 258H212V256H211ZM239 258L242 259V258L240 257V255H239ZM245 258H246V256H245ZM251 258H252V256H251ZM41 259H42V258H41ZM82 259H83V258H82ZM82 259H81V260H82ZM165 259H166V258H165ZM172 259H173V258H172ZM222 259H223V256H222ZM84 260H83V261H84ZM142 260H143V259H142ZM159 260H160V259H159ZM203 260H204V259H203ZM256 260H257V259H256ZM33 261H34V260H33ZM35 261H36V260H35ZM83 261H82V264H83ZM195 261H196V260H195ZM210 261H211V260H210ZM216 261L218 262V260H216ZM220 261L222 262L221 259H220ZM220 261H219V263H220ZM253 261H254V260H253ZM257 261H258V260H257ZM152 262H153V261H152ZM159 262H160V261H159ZM176 262H177V261H176ZM254 262H256V261H254ZM254 262H253V263H254ZM258 262H259V261H258ZM49 263H50V262H49ZM107 263H108V262H107ZM219 263H218V264H219ZM241 263H242V262H241ZM7 264H8V262H7ZM35 264H36V262H35ZM85 264H86V263H85ZM163 264H164V263H163ZM223 264H224V263H223ZM256 264H257V262H256ZM258 264H260V262H259Z\"/></svg>", "mask_w": 264, "mask_h": 264}]
</instances>
